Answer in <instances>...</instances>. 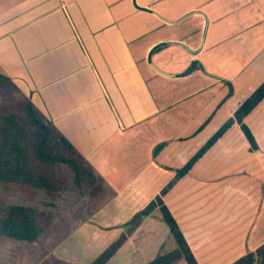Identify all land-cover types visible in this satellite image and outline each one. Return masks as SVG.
Masks as SVG:
<instances>
[{
  "label": "crops",
  "instance_id": "0c3cea01",
  "mask_svg": "<svg viewBox=\"0 0 264 264\" xmlns=\"http://www.w3.org/2000/svg\"><path fill=\"white\" fill-rule=\"evenodd\" d=\"M160 2L0 0V72L93 167V190L112 195L94 198L93 217L61 245L71 263L87 264L84 255L94 261L260 86L215 132L197 133L206 116L192 124L194 105L173 108L203 92L217 95L225 82L234 89L230 106L237 64L249 57L241 47H260L249 62L264 51V0H200L174 18ZM245 5L257 20L219 26L217 13ZM190 17L198 22L187 38L164 36ZM244 124L254 148L234 123L163 197L198 264H232L264 244V100ZM175 248L157 209L107 264H148Z\"/></svg>",
  "mask_w": 264,
  "mask_h": 264
},
{
  "label": "trees",
  "instance_id": "16d2710c",
  "mask_svg": "<svg viewBox=\"0 0 264 264\" xmlns=\"http://www.w3.org/2000/svg\"><path fill=\"white\" fill-rule=\"evenodd\" d=\"M3 84H10L14 92L19 91L11 79L0 72V86ZM263 100L264 82L193 158L177 171L175 178L161 193L125 224L124 232L90 264H107L128 237L157 209L176 248L158 255L148 264H176L181 261L185 264H198L178 223L164 204L163 197L234 123L240 126L254 148V138L244 120ZM69 178L81 192L92 190L97 184L93 167L28 99H17L5 112H0V187L6 193H20L30 202L41 194L46 197L30 206L0 200V238L29 244L37 242L54 225L57 218L54 214L57 209L56 200L66 190ZM232 264H264V244Z\"/></svg>",
  "mask_w": 264,
  "mask_h": 264
},
{
  "label": "rangeland",
  "instance_id": "374dc122",
  "mask_svg": "<svg viewBox=\"0 0 264 264\" xmlns=\"http://www.w3.org/2000/svg\"><path fill=\"white\" fill-rule=\"evenodd\" d=\"M199 2L200 0H173V2L168 4L167 2L161 0L160 3H155V6L161 10L165 16L174 18L177 12L180 11L179 9L187 8L189 6H199ZM216 16L218 18L217 21L219 22V26L224 27V24L228 21L245 23V21L249 20V22H252L256 15L250 13L248 6L245 5L240 12L217 13ZM168 17H166L168 20H172ZM258 17L259 16H256V20ZM196 22H198L197 19L190 17L185 20V24L183 25L178 26L176 24V26H172L171 28H165L164 36L187 38L189 33L192 32L189 28L192 26L194 27ZM243 28L244 30H239V35L244 39H247L248 30L246 27ZM223 32L226 33L225 30ZM259 48V46H252L250 44H244V46L241 47V49L245 50V53L248 54L249 57L245 54L247 61H241L237 64V66L242 69L240 76L236 80L239 86V91L230 106H227V108L224 109L225 103L234 96V89L230 84L225 82L223 84L224 89L221 93L218 92V94L215 95V93H210V91L203 92L197 97L179 102L173 109L178 110L186 105H194L189 111H187V114L190 116L189 121L192 122V124L201 122L200 118L202 116L205 118L206 116L202 125L198 127L197 133L202 132L211 134L212 132H215V128H218L220 126L219 124L225 119L227 110L238 106V103L242 102L249 92L254 90V88H256L259 84L261 85L263 83L264 70L259 67H262L263 65L264 51L259 53L256 60L249 62L250 59L260 51ZM175 49H177V47H171L170 51H174ZM229 68L233 69L234 67L231 66ZM174 69L177 71L180 67L176 65ZM209 76H213L214 78L217 77V75L213 72H210ZM175 87L177 93H179L177 88L178 86ZM12 90L13 88L10 84H3L0 86L1 113L5 112L7 107L15 100L24 98L20 91L14 92ZM175 97L178 98L179 95ZM210 121H212V126L210 125L211 127H207V124H209ZM195 142H193V144H195ZM162 150L163 149L161 148L159 152ZM101 192L106 200L112 198L110 191L105 189L101 190L100 188L96 192L93 189L81 192L76 189L72 179L69 178L66 190L62 191L56 200L57 209L54 211V214L57 218L50 230H48L37 242L31 244L7 238H0V264H74L69 262L65 253H59L62 249L61 245L67 241V236L73 234L80 227V225L85 224L88 219L93 217V207L95 206L93 199L100 198L99 196H101ZM45 199L46 197L41 194L34 201L30 202L20 193H6L3 188L0 187V200L11 204L30 206L38 204L40 201ZM92 258L94 257L84 255V257H81L80 259L82 262H87V264H89ZM182 264L185 263L182 262Z\"/></svg>",
  "mask_w": 264,
  "mask_h": 264
},
{
  "label": "water",
  "instance_id": "95a60500",
  "mask_svg": "<svg viewBox=\"0 0 264 264\" xmlns=\"http://www.w3.org/2000/svg\"><path fill=\"white\" fill-rule=\"evenodd\" d=\"M174 44H180V45H182V46H184L185 47V45H183V44H181V43H174ZM187 48V47H186Z\"/></svg>",
  "mask_w": 264,
  "mask_h": 264
}]
</instances>
